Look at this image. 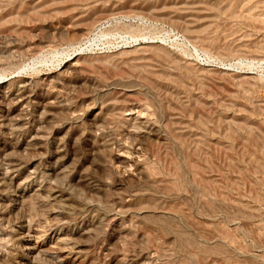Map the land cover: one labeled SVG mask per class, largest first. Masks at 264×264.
<instances>
[{"label": "rangeland", "instance_id": "rangeland-1", "mask_svg": "<svg viewBox=\"0 0 264 264\" xmlns=\"http://www.w3.org/2000/svg\"><path fill=\"white\" fill-rule=\"evenodd\" d=\"M0 101V264H264V0H0Z\"/></svg>", "mask_w": 264, "mask_h": 264}, {"label": "bare ground", "instance_id": "bare-ground-1", "mask_svg": "<svg viewBox=\"0 0 264 264\" xmlns=\"http://www.w3.org/2000/svg\"><path fill=\"white\" fill-rule=\"evenodd\" d=\"M74 65H75V64H74ZM19 87H20V86H19ZM22 87H23V86H22ZM23 89H24V88H23ZM17 91H18V90H17ZM23 92H24V91H23ZM17 93H18V92H17ZM17 93H16V94H17ZM19 93H21V92H19ZM19 93H18V94H19ZM127 93H128V92H127ZM12 94H13V93H12ZM4 95H5V94H4ZM4 95H3V96H4ZM3 96H1V97H3ZM5 96H6V95H5ZM16 96H17V95H16ZM23 96H24V95H23ZM4 100H6V99H4ZM23 100H24V99H23ZM9 101H10V100H9ZM0 102H1V101H0ZM19 102H20V99H19ZM19 102H18V103H19ZM21 102H23V101L21 100ZM2 103H3V102H2ZM7 103H9V102H7ZM7 103H6V104H7ZM0 104H1V103H0ZM9 105H10V104H9ZM9 105H8V106H9ZM16 105H17V104H16ZM18 105H19V104H18ZM20 105H21V104H20ZM25 105H26V104H25ZM4 106H5V105H4ZM12 106H14V105H12ZM2 107H3V106H2ZM15 107H16V106H15ZM20 107H21V106H20ZM23 107H25V106H23ZM22 109H23V108H22ZM17 110H18V109H17ZM1 111H2V110H1ZM1 111H0V112H1ZM14 111H15V110H14ZM34 111H35V110H34ZM37 111H38V110H37ZM3 112H4V111H3ZM3 112H2V113H3ZM5 112H6V111H5ZM9 113H10V112H9ZM9 113H7V114H9ZM20 114H21V113H20ZM21 115H22V114H21ZM35 115H36V114H35ZM5 116H6V115H5ZM13 118H14V117H13ZM36 118H37V117H36ZM0 119H1V118H0ZM8 119H9V118H8ZM10 119H12V118H10ZM10 119H9V120H10ZM17 119H18V118H17ZM20 120H21V119H20ZM2 122H3V121H2ZM4 122H5V121H4ZM6 122H7V121H6ZM11 122H12V121H11ZM17 122H18V120H17ZM7 123H8V122H7ZM7 123H5V124L7 125ZM14 123H16V122H14ZM8 124H9V123H8ZM11 124H12V123H11ZM0 125H1V123H0ZM2 125H3V123H2ZM12 126H13V125H12ZM142 126H143V125H142ZM0 128H2V127L0 126ZM11 128H12V127H11ZM2 130H3V129H2ZM12 130H13V129H12ZM35 130H36V129H35ZM37 130H38V129H37ZM8 131H9V130H8ZM147 131H148V130H147ZM37 132H38V131H37ZM153 132L155 133V131H153ZM10 133H11V132H10ZM148 133H149V132H148ZM1 134H3V131H2ZM6 134H7V133H6ZM155 134H156V133H155ZM9 135H10V134H9ZM141 135H143V134H141ZM148 135H149V134H148ZM150 136H151V135H150ZM136 137H137V136H136ZM138 137H139V135H138ZM2 138H4V135L2 136ZM8 138H9V137H8ZM33 138H34V137H33ZM5 139H6V138H5ZM136 139H137V138H136ZM136 139H135V140H136ZM3 140H4V139H3ZM33 140L36 141V139H33ZM37 140H38V139H37ZM35 141H34V142H35ZM37 142H38V141H37ZM31 143H32V141H31ZM35 145H36V144H35ZM35 145H33L32 147H34ZM4 146H5V145H4ZM36 147H37V146H36ZM3 149H4V148H3ZM2 151H3V150H2ZM2 155H3V154H2ZM3 156H4V155H3ZM14 160H15V158H14ZM33 160H34V159H33ZM0 161H1V160H0ZM2 161H3V160H2ZM11 161H12V160H11ZM7 162H8V161H7ZM12 162H13V161H12ZM17 162H18V161H17ZM34 162H35V161H34ZM34 162H33V163H34ZM18 163H20V162H18ZM31 163H32V162H31ZM2 164H3V163H2ZM16 164H17V163H16ZM20 164H21V163H20ZM3 165H4V164H3ZM21 165H22V164H21ZM25 165H26V164H25ZM10 166H12V165H10ZM10 166H9V167H10ZM14 166H15V165H14ZM16 166H17V165H16ZM26 166H27V165H26ZM7 167H8V166H7ZM19 167H20V166H19ZM5 168H6V167H5ZM5 168H4V169H5ZM24 168H27V167H24ZM0 169H1V168H0ZM6 169H7V168H6ZM13 169H14V167H13ZM17 169H18V167H17ZM20 169H21V171H22V168H20ZM20 169H19V170H20ZM24 170H25V169H24ZM9 171H10V170H9ZM12 171H13V170H12ZM16 171H17V170H15V172H16ZM3 172H4V170H3ZM5 172L7 173L8 171H5ZM18 172H19V171H18ZM0 173H1V172H0ZM2 174H3V173H2ZM4 175H5V174H4ZM0 177H1V176H0ZM1 178H2V177H1ZM1 178H0V179H1ZM27 178H28V177H27ZM2 179H3V178H2ZM4 179H6V178H4ZM7 179H8V178H7ZM2 181H3V180H2ZM12 181H13V180H12ZM48 181H49V179H48ZM9 182H10V181H9ZM9 182H8V183H9ZM25 182H26V180H25ZM5 183H6V182H5ZM11 183H12V182H11ZM21 184H22V183H21ZM21 184H20V185H21ZM9 185H11V184L9 183L7 186H9ZM30 185H31V184H30ZM41 185H42V184H41ZM47 185H48V184H47ZM0 186H2V185L0 184ZM12 186H13V183H12ZM18 186H19V185H18ZM50 186H51V185H50ZM10 187H11V186H10ZM38 187H39V186H38ZM41 187H42V186H41ZM41 187H40V188H41ZM17 188H18V187H17ZM17 188H16V189H17ZM36 188H37V187H36ZM36 188H35V189H36ZM38 189H39V188H38ZM48 189H49V188H48ZM56 190H57V188H56ZM35 191H36V190H35ZM37 191H38V190H37ZM37 191H36V193H37ZM43 191H44V190H43ZM46 191H47V190H46ZM48 191H49V190H48ZM57 191H58V190H57ZM5 192H6V191H5ZM9 192H10V190H9ZM12 192H13V190H12ZM25 192H26V191H25ZM49 192H51V191H49ZM49 192H47V193H49ZM14 193H16V191H15ZM60 193H61V192H60ZM3 194H4V193H3ZM3 194H2V195H3ZM20 194H21V193H20ZM45 194H46V193H45ZM46 195H47V194H46ZM50 195H51V194H50ZM16 196H17V195H16ZM55 196H56V195H55ZM56 197H57V196H56ZM0 198H1V197H0ZM17 198H18V197H17ZM20 198H21V197H20ZM58 199H59V198H58ZM61 199H62V198H61ZM69 199H70V198H69ZM69 199H68L67 201H70ZM18 200H19V199H18ZM59 200H60V199H59ZM63 200H64V199H63ZM63 202H64V201H63ZM17 203H18V202H17ZM15 204H16V203H15ZM15 204H13V205H15ZM54 204H56V201H55ZM64 204H65V202H64ZM58 205H59V204H58ZM61 205H62V203H61L59 206H61ZM19 206H20V205H19ZM67 206L69 207V205H67ZM13 208H14V207H13ZM62 208H63V207H62ZM65 209H67V208H65ZM61 210H62V209H61ZM11 211H13V210H11ZM13 212H14V211H13ZM11 215H12V213H11ZM18 221H19V220H18ZM20 221H21V220H20ZM24 222H25V221H24ZM22 225H23V224H22ZM15 227H16V226H15ZM53 227H54V226H53ZM26 228H27V227H26ZM26 228L23 227V226L19 227V233L21 234L22 237H25V238H26V236L28 237V234L30 233L29 230H26ZM14 229H15V228H14ZM85 229H86V228H85ZM11 230H12V229H11ZM31 230H32V229H31ZM53 230L55 231V229H53ZM13 231H14V230H13ZM50 231H51V230H50ZM50 231H49V232H50ZM15 232H17V231H15ZM31 232H32V231H31ZM33 232H34V231H33ZM47 232H48V231H47ZM49 232H48V233H49ZM52 232H53V231H52ZM52 232H51V233H52ZM59 233H60V232H59ZM63 234H64V233H63ZM15 235H16V234H15ZM34 235H35V234H34ZM34 235H33V236H34ZM53 235H54V234H53ZM67 235H68V234H67ZM85 235H86V234H85ZM19 236H20V235H19ZM37 236H38V235H37ZM30 237H31V236H30ZM58 237H59V236H58ZM51 238H52V237H51ZM25 240H26V239H25ZM55 240H56V239H55ZM72 240H73V239H72ZM27 241H28V239H27ZM57 241H58V240H57ZM59 241H60V240H59ZM61 241H64V239L61 240ZM73 241H74V240H73ZM25 242H26V241H25ZM65 242H66V240H65ZM74 242H75V241H74ZM54 243H55V242H54ZM56 244H57V242H56ZM61 244H64V243L62 242ZM68 244H70V243L68 242ZM72 244H73V243H72ZM74 244H76V242H75ZM78 244H79V243H78ZM78 244H76V245H78ZM66 245H67V244H66ZM17 246H18V245H17ZM21 246H22V245H21ZM67 246H68V245H67ZM58 247H59V245H58ZM64 247H65V246H64ZM70 247H72V246H70ZM74 247H77V246H74ZM78 247H79V246H78ZM28 248H29V247H28ZM59 248H60V247H59ZM68 248H69V247H68ZM79 248H80V247H79ZM24 249H25V247H24ZM24 249H23V250H24ZM26 249H27V248H26ZM30 249H32V248H30ZM63 249H64V248H63ZM63 249H62V251H63ZM66 249H67V248H66ZM66 249H64L65 252H66ZM73 249H74V248H72V250H73ZM32 250H33V249H32ZM35 250H36V248H35ZM60 250H61V248H60ZM69 250H71V249L69 248ZM74 250H76V249H74ZM77 250H78V249H77ZM26 251H27V250H26ZM26 251H25V252H26ZM28 251H29V253H30V250H28ZM67 251H68V249H67ZM63 252H64V251H63ZM70 252H71V251H70ZM78 252H79V251H78ZM31 253H32V252H31ZM68 253H69V252H68ZM35 254H36V253H35ZM25 256H26V255H25ZM25 256H24V258H25ZM28 257H29V255H28ZM28 257H27V258H28ZM34 257H36V256H34ZM35 259H37V258H35ZM138 259H139V258H138ZM26 260H27V259H26ZM29 260H30V259H29ZM29 260H28V261H29ZM133 260L135 261L136 259H133ZM145 260H146V259H145ZM32 261H34V260L32 259ZM136 261H137V260H136ZM136 261H135V262H136ZM131 262H132V260H131ZM144 262H145V261H144ZM21 263H22V262H21ZM142 264H143V263H142ZM144 264H145V263H144Z\"/></svg>", "mask_w": 264, "mask_h": 264}]
</instances>
